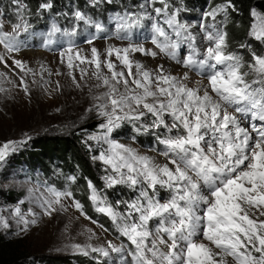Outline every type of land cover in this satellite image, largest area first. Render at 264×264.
<instances>
[{"label": "snow or ice", "instance_id": "1", "mask_svg": "<svg viewBox=\"0 0 264 264\" xmlns=\"http://www.w3.org/2000/svg\"><path fill=\"white\" fill-rule=\"evenodd\" d=\"M116 2L91 0V7ZM11 3L17 21L11 32L4 31L5 13L0 7V46L4 49L0 67L8 70L0 71V93L8 91L3 82L14 74L19 82H7L30 96L27 77L31 75L35 84L36 70L14 54L22 47L21 34L32 27V12L24 0ZM157 3L161 6H155ZM52 7L50 0H44L36 15ZM138 7V12L126 8L109 16L116 37L127 41V46H107L103 60L96 47L91 49V59L80 51L74 53L77 46L72 38L81 23L97 34L107 31L104 23L79 9L72 14V28L62 29L53 22L44 34L46 47L56 42L57 34L68 38L67 46L60 48V61L64 63L66 57L68 74L77 88L80 83L73 74L74 61L95 65L97 83L89 86L90 91L104 88L93 93L94 103L86 109L95 112L100 123L85 143H95V148L88 144L90 151L98 153L92 160L103 166V189L87 180L88 200L95 212L110 220L120 243L106 240L100 245L74 244L72 248L84 256L94 253V259L103 257L110 264H116L113 253L119 257L118 264H264V220L260 219L264 217V50L257 52L251 43H241L239 48L246 50L250 59L230 50L227 25L233 13L242 14L234 0H222L202 12L198 24L181 19V13L189 11L183 0H143ZM248 15L247 37L264 46V10L257 5ZM145 21L155 50L133 40V31L144 28ZM96 38L91 36L86 42L93 44ZM135 53L153 59L162 56L185 71L173 75L164 64L149 68L132 59ZM113 55L121 70L113 63ZM45 71L49 76L52 72L40 68V86L46 89L51 82L44 78ZM192 71L207 84L190 87L186 81ZM80 72L83 79L87 73L85 69ZM56 88H60L58 81ZM127 125L135 134L133 141L149 136L162 147L148 150L154 155L142 154L132 144L115 139ZM17 143L8 141L0 147V162ZM157 157H163V162ZM68 179L75 182L77 178ZM117 186L129 191L128 198L117 193L118 198L109 199L107 190ZM45 187L48 196L37 198L45 214L56 211L54 206L63 198H71L75 208L91 220L71 191ZM161 190L166 197H161ZM23 203L19 201L12 210L17 225H23L16 235L36 223L31 209L27 214L21 211L19 204ZM98 226L108 231L103 224ZM0 228H10L3 216Z\"/></svg>", "mask_w": 264, "mask_h": 264}, {"label": "rangeland", "instance_id": "2", "mask_svg": "<svg viewBox=\"0 0 264 264\" xmlns=\"http://www.w3.org/2000/svg\"><path fill=\"white\" fill-rule=\"evenodd\" d=\"M89 1L91 2V0ZM176 2L177 0H172V3ZM221 2L222 0H219L209 7H205L198 12H193L191 17L184 16L185 12H182L181 19L188 23L198 24L202 12L210 10L211 7ZM141 3H143V0H131L128 10L133 12L140 11L138 6ZM155 6L160 7L161 5L157 3ZM149 11H151V8H149ZM3 22L4 31L11 32L12 24L5 17H3ZM148 24L149 22L145 21L144 28L133 31V40L142 42L145 48L155 50L150 42L151 32ZM111 25L107 29V34L96 38L93 44L86 42L83 45L77 46L74 49V53L75 51H80L82 56L91 59V49L92 47H96L101 52V59L103 60L105 59L104 53L107 46H127V41H121L116 37L115 23L112 22ZM247 39L250 40L249 38ZM250 41L259 49L258 52L264 50V46L259 45L258 42L254 40ZM66 46L67 44L64 47ZM229 48L233 51H241V49H234L230 46ZM59 51L42 49L37 46V42L21 47L20 51L14 55L17 59L22 60L27 67L36 70L37 82L33 84L31 83L32 76L29 75L27 77L31 95H25L22 89H18L13 84L7 82L8 80L15 81L16 83L19 82L17 76L9 74L3 82V87L8 89V91L0 93V147L8 141L18 142L15 150L9 151L5 160L0 162V216L7 218L10 224L9 229L0 228V237H4L10 242L21 243L24 249L29 250L32 255L39 258L66 257L80 254L72 248L74 244L100 245L105 243L106 240H113L117 244L120 243V241L112 237L108 232H105L97 224L85 218L75 208L71 198H63L61 204L54 206L56 211H53L51 215L45 214L39 206L37 198L48 196L46 187L38 181L33 180L19 167L17 168L14 165V158L19 153V150L31 145L32 142L43 136L63 137L78 133L79 131L85 143L86 137L89 134L98 131L96 126L100 123V120L97 118L96 113L86 112V109L90 108L94 103L92 99L93 93L104 91V88L96 89L95 87L91 91L89 90V86H94L97 83L93 76V73L96 71L95 65L88 63L81 64L79 61H74L76 67L73 70V74L80 83V88H77L68 74L67 59L65 57L64 63H61ZM3 52V46H0V54H3ZM244 55L246 59H250L246 50ZM111 59L117 65V70H121L122 66L116 60L115 55ZM132 59L139 60L153 69L159 64H164L165 69L171 71L173 75H182L185 71L180 65H176L162 56L153 59L150 56L135 53L132 55ZM8 63L11 64V60ZM41 66L44 69H50L52 72L51 76L48 75L47 71L44 72V78L51 82L46 89L40 86L42 83L40 77ZM80 69H85L87 73L83 79H81ZM123 70L127 71L126 69ZM0 71L8 72L3 67H0ZM57 71L62 74L56 75ZM102 71L109 76L111 75L106 67H103ZM189 77L190 79L186 83L190 87H196L198 84L201 86L207 84V80L199 78L193 71L189 72ZM57 81L60 85L59 90L56 88ZM91 125L92 128H89ZM118 140L123 143L132 144L142 154H155L142 149L133 140ZM88 144H91L93 148L96 147L92 141H88ZM161 147L160 145L159 148ZM94 153L95 155L98 154L95 151ZM157 159L163 162V157H157ZM96 162L101 163L99 161ZM39 176L40 174L36 173L35 177L43 181L42 176ZM160 194L162 198L167 196V193L163 190H161ZM9 195L12 198L9 199L7 197ZM21 200L24 201L23 204H19L21 211L27 214L29 209H31L35 213L36 223L30 224L26 233L16 235L18 227L22 228L23 225H17L16 218L12 216V210ZM28 219H32V217L28 216ZM260 219L264 220V217H260ZM95 256L96 254L93 253L87 257L95 260L93 258ZM98 258L110 264L105 258ZM112 261L118 264L119 257L117 254H112Z\"/></svg>", "mask_w": 264, "mask_h": 264}, {"label": "trees", "instance_id": "3", "mask_svg": "<svg viewBox=\"0 0 264 264\" xmlns=\"http://www.w3.org/2000/svg\"><path fill=\"white\" fill-rule=\"evenodd\" d=\"M218 1L183 0L184 5L189 9L184 16L191 17L193 12H198ZM42 2L44 0H24V3L29 6L32 12L29 17L32 27L28 33L21 34L22 47L32 45L34 42L44 43V34L51 28L53 22H56L62 29L72 28L74 24L72 14L77 9L101 21L108 29L112 26L109 16L115 12H123L126 8L128 9L131 0H117L116 3L111 5L104 4L99 8L91 7L89 0H50L53 5L52 9L44 11L42 15H36L38 6ZM234 2L241 9L242 14H232L227 31L229 33V46L234 49H240L239 45L241 43H251L247 39V29L250 24L248 10L257 5L260 6L261 10H264V0H234ZM0 7L4 8V17L11 24L17 22L13 12L15 5L11 3V0H0ZM64 13H67V16L63 15ZM107 33L106 31L97 34L94 28H85L81 23L77 35L72 39L76 46H80L86 43L91 36L99 38ZM65 39L66 41L68 40L67 37L57 34L56 42L51 44L54 46V50H60V45ZM253 47L257 49V52L259 51L255 45ZM240 52L245 54L244 49H241ZM89 128H92V125ZM120 131L121 134L115 136L117 140H132L131 137L135 135L131 130V125L125 126ZM134 142L146 150L150 148L159 149L160 147L154 138L149 136H139ZM93 155H95L94 151L89 150L88 145L84 143L82 135L78 131V133L76 132L69 136H43L37 139L31 145L19 150V153L14 158V165L43 186L55 187L60 191H71L75 200L82 203L84 212L87 213L88 217H91V221L95 220L98 224H103L108 229L107 232L116 239L117 233L112 228L110 220L95 212L88 200L87 180H91L98 188L103 189V181L100 179L101 175H103V166L101 163L92 160ZM36 173L42 176L43 181L35 177ZM73 176L77 178L75 182H71L68 179ZM117 193H120V198L125 199L130 195L126 188H120L119 186L116 189L107 190L110 200L118 198ZM7 197L9 199L12 198L10 195ZM95 260L81 254L66 257L39 258L32 255L29 250L24 249L21 243L10 242L4 237H0V264H98V261H104L101 258ZM104 264H107V262L104 261Z\"/></svg>", "mask_w": 264, "mask_h": 264}, {"label": "built area", "instance_id": "4", "mask_svg": "<svg viewBox=\"0 0 264 264\" xmlns=\"http://www.w3.org/2000/svg\"><path fill=\"white\" fill-rule=\"evenodd\" d=\"M39 177H41V175Z\"/></svg>", "mask_w": 264, "mask_h": 264}]
</instances>
